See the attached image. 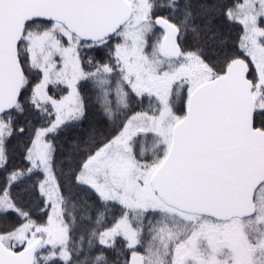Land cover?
Returning a JSON list of instances; mask_svg holds the SVG:
<instances>
[{
    "label": "snow or ice",
    "instance_id": "1",
    "mask_svg": "<svg viewBox=\"0 0 264 264\" xmlns=\"http://www.w3.org/2000/svg\"><path fill=\"white\" fill-rule=\"evenodd\" d=\"M0 264H264V0H0Z\"/></svg>",
    "mask_w": 264,
    "mask_h": 264
}]
</instances>
